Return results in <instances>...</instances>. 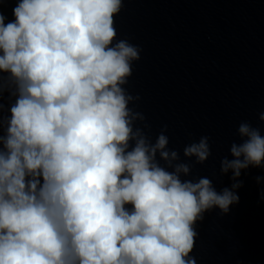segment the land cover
<instances>
[{"label":"clouds","instance_id":"obj_1","mask_svg":"<svg viewBox=\"0 0 264 264\" xmlns=\"http://www.w3.org/2000/svg\"><path fill=\"white\" fill-rule=\"evenodd\" d=\"M123 4L17 0L8 23L0 11V264H196L197 222L228 213L242 170L264 168V135L248 122L220 161L234 182L219 192L182 179L192 165L168 148L167 126L154 143L136 126L140 97L124 85L140 49L117 40ZM183 155L204 164L208 137Z\"/></svg>","mask_w":264,"mask_h":264}]
</instances>
